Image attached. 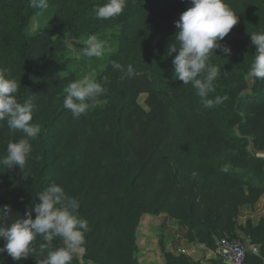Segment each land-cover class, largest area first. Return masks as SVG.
<instances>
[{
  "label": "trees",
  "instance_id": "trees-1",
  "mask_svg": "<svg viewBox=\"0 0 264 264\" xmlns=\"http://www.w3.org/2000/svg\"><path fill=\"white\" fill-rule=\"evenodd\" d=\"M106 2L49 0L53 18L30 36L39 10L29 0H0V70L20 84L18 102L32 100L31 123L41 129L30 141L23 173L0 167V209L10 207L12 222L39 202L36 196L49 184L61 186L79 201L76 214L88 222L82 262L76 254L71 264H139L137 230L145 215L168 214L191 243L210 249L241 230L255 240L264 234V219L258 228L243 229L238 215L264 194V80L248 82L256 52L249 34L264 31V0H225L238 23L221 41L231 55L217 50L211 61L220 76L207 99L228 97L212 108L204 107L191 83L174 78L176 54L167 55L175 22L191 0H128L121 15L97 20L94 9ZM91 35L111 47L98 74L106 103L75 118L63 101L64 88L78 78L60 77L67 67L63 55L68 41L84 43ZM142 93L149 95V112L137 105ZM22 136L0 121V158ZM46 243L37 236L27 259L17 262L7 253L0 259L42 264L47 251L62 246L58 237L42 249ZM163 254L167 264H192L186 256Z\"/></svg>",
  "mask_w": 264,
  "mask_h": 264
},
{
  "label": "clouds",
  "instance_id": "clouds-1",
  "mask_svg": "<svg viewBox=\"0 0 264 264\" xmlns=\"http://www.w3.org/2000/svg\"><path fill=\"white\" fill-rule=\"evenodd\" d=\"M30 6L43 14L49 7V0H29ZM128 0H107L94 9L97 20H108L122 14ZM238 23V16L225 0H191V6L184 11L175 22L176 33L173 42L167 49L168 57L174 53L172 60L175 79L183 82V86L191 83L205 108L220 105L228 99L227 96L207 99L215 92V81L220 76L219 66L211 63L214 53L219 50L225 56L231 55V48L222 44L226 36ZM249 34V33H248ZM251 45L256 52L249 68V76L264 80V31H253L249 34ZM82 56L86 58H101L108 50L106 40L97 35H91L84 41ZM115 69L121 65L112 62ZM135 74L131 65L127 67L126 75ZM20 84L11 77L9 70H0V121H6L13 132L19 131L23 136L16 142L7 144L6 154L0 158V167L8 170L18 167L21 172L32 153V144L41 132L38 125L31 123L35 105L32 100L18 102L17 94ZM63 106L73 117L79 118L90 108L106 103L101 100L107 89L95 79V74H87L68 84L64 88ZM221 171L227 172L224 166ZM196 173H193L195 177ZM36 197L39 202L33 203L31 209L23 217L9 222L11 209L5 205L0 209V255L7 253L14 261L27 259L33 251V242L37 236L47 242L41 248H49L54 238H60L62 246L47 251L42 264H71L78 252L82 250L84 234L88 231V222L76 214L80 207L76 198L68 196L64 189L55 184H49ZM35 213L33 219L32 213ZM0 264H4L0 259Z\"/></svg>",
  "mask_w": 264,
  "mask_h": 264
},
{
  "label": "crops",
  "instance_id": "crops-1",
  "mask_svg": "<svg viewBox=\"0 0 264 264\" xmlns=\"http://www.w3.org/2000/svg\"><path fill=\"white\" fill-rule=\"evenodd\" d=\"M264 219V194L255 204H246L240 207L238 215V224L243 229L251 226L252 229L258 228ZM158 230L161 248L160 255L150 253L145 249L142 253L141 264H167L163 251L172 253L174 256H186L192 264H223L217 256L215 249L199 243H191L188 239L186 229L182 227L178 220L170 217L168 214L158 216H143L138 235L140 244H144L150 234L148 229ZM261 235H264L261 233ZM261 235H255V240L244 230L238 231V236L244 240L250 247V253L246 264H264V244ZM143 236V237H142ZM143 238V239H141ZM144 240V241H143ZM142 251V250H141Z\"/></svg>",
  "mask_w": 264,
  "mask_h": 264
},
{
  "label": "rangeland",
  "instance_id": "rangeland-1",
  "mask_svg": "<svg viewBox=\"0 0 264 264\" xmlns=\"http://www.w3.org/2000/svg\"><path fill=\"white\" fill-rule=\"evenodd\" d=\"M51 13H52V8L49 6L47 11H45L43 14H37L31 21V24L28 29V34L30 36H33L39 31V29H41V27L45 26V24H47V22L51 18H53V14ZM66 46L69 52L63 55V62L67 63V67L65 70L64 69L61 70L60 77L66 78L70 74H75L77 78L80 79L84 75L94 73L95 79L98 82H100L98 79V76H99L98 74L107 59V56H108L109 51L111 50V47L108 46V50L105 52V54L101 58L93 57L89 59V58L82 56L81 54L85 46L84 43H78L76 41H68ZM248 82H249V85L251 86L253 83V78L248 76ZM247 92H249V90ZM148 101H149V95L147 93H142L138 96L137 105H139L144 111L149 112L151 109L148 105ZM250 149H252L251 146H250ZM139 229H140V226L137 230V236L141 237L138 235ZM148 233L150 235L144 238V239H148L147 241L144 242V244L142 245L140 244V238H138L137 240L138 247H139L137 257L141 262H142V257L144 255L139 254V253H142L145 249H147L150 253L160 255V251H159V249L161 248V246H159L160 245L159 237H161L160 232L158 230L149 228ZM77 255H78L79 260L82 262L83 255H84V249L78 252ZM139 264L141 263L139 262Z\"/></svg>",
  "mask_w": 264,
  "mask_h": 264
},
{
  "label": "built area",
  "instance_id": "built-area-1",
  "mask_svg": "<svg viewBox=\"0 0 264 264\" xmlns=\"http://www.w3.org/2000/svg\"><path fill=\"white\" fill-rule=\"evenodd\" d=\"M215 251L223 264H246L250 247L240 237L216 240Z\"/></svg>",
  "mask_w": 264,
  "mask_h": 264
}]
</instances>
